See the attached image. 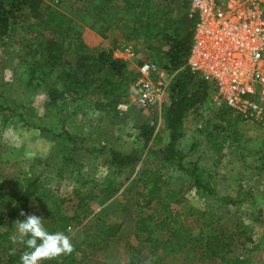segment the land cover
Here are the masks:
<instances>
[{
    "label": "rangeland",
    "instance_id": "374dc122",
    "mask_svg": "<svg viewBox=\"0 0 264 264\" xmlns=\"http://www.w3.org/2000/svg\"><path fill=\"white\" fill-rule=\"evenodd\" d=\"M39 1L61 14L70 16L79 30L98 36L95 31L100 24L94 26L92 19L74 11L72 6L78 5L75 0ZM157 1L173 19L185 16L188 8L186 0ZM37 21L29 18L31 23ZM10 36L12 38L0 43V81L7 85L12 84L13 90H16L22 85L23 81L20 80L25 76L15 53L20 49L21 55L29 59V56L25 55L26 51L21 52V47L34 46L38 39L37 36L29 38L15 23ZM45 37L52 39L49 34H45ZM90 37L92 36H85L83 42L92 48ZM108 37L118 39L120 46L132 47L135 58L127 65L129 70L137 73L139 77V67L145 63L152 64L156 70L148 76L149 81L167 86L171 76L157 64V48H162V42L153 43L152 51L146 42L125 41L122 34L116 31H110ZM102 47H109V40L102 39ZM70 49L75 50L74 47ZM67 54L68 59L74 57L68 52ZM132 84L126 88L124 96L120 99V104L126 105L127 108L125 111L116 108L118 117L113 123L100 111L93 110L90 96L80 97L78 108L74 109V104L62 109L66 115L70 114L65 126L69 134L84 140L77 142L78 149L92 146V135L98 125L102 127L100 138L104 140L99 141L98 146H116L122 152L138 147L135 128L141 123L155 124L156 131L163 138V145L167 143L168 133L164 128L162 113V108L168 103L167 93L162 96L160 104L142 110L129 98V88ZM8 90L9 93L12 92L11 89ZM45 97V89L42 87L29 101L25 100L26 108L41 116ZM58 112L51 113L40 124L53 130L56 125L59 126ZM2 119L3 115L0 113V183L40 176L44 198L38 196L31 199L28 210L31 214L43 218L45 227L50 224L49 216L55 203L59 204L61 212L68 217L73 215L81 202L98 212L101 208H98L93 197H97L99 191L104 189L105 181L113 180L121 186L118 193L103 206L106 212L100 215V220L111 232L114 231L105 245L99 243L97 250L92 247L95 235L92 224L94 227L96 225L88 218L68 227L71 229V232L67 229L69 236L77 241V264H222L216 258L204 257L206 241L212 235L220 233L229 235L228 257L239 258L243 264H264V121L258 123L243 120L227 108L216 106L210 96L198 111L186 116L184 138L179 147L185 152L189 151L187 161H197L199 167L209 174L211 187L217 195L212 199L192 187L181 172L173 167L161 165L156 159L145 157L136 167L123 170L117 175L114 170L107 169L105 153L92 156L78 150L68 156L60 146L61 143L50 134L26 129L16 118H11L5 125L2 124ZM215 137H220L218 142L227 137L220 153L211 147L210 140ZM146 168L160 174L170 189L179 192L177 201L170 204L172 214L179 215V227L170 226L169 229H164L161 226L162 210L154 203L145 206L141 194L146 192L142 185L135 183L132 186L138 179V174ZM239 186H242L244 191L250 190L252 199L237 206H224L221 199H235ZM258 210H261L262 224L250 218V215ZM209 214H212L213 218L212 227L208 230L201 224L207 223L206 216ZM10 226H14L17 232L16 226L8 221L0 231ZM140 226L142 239H137L136 229ZM200 238L202 243L197 241ZM247 238H250V241ZM152 239L157 242L153 244ZM54 261H43L42 264H52Z\"/></svg>",
    "mask_w": 264,
    "mask_h": 264
},
{
    "label": "trees",
    "instance_id": "16d2710c",
    "mask_svg": "<svg viewBox=\"0 0 264 264\" xmlns=\"http://www.w3.org/2000/svg\"><path fill=\"white\" fill-rule=\"evenodd\" d=\"M75 2L78 5L72 6L74 11L92 19L94 26L100 24V29H96L95 32L97 37L109 40V47L101 48V45H95L94 42L92 48L87 47L83 38L92 36L90 38L94 39L95 35L79 30L70 16L51 9L39 0H0V43L12 38L10 33L14 23L21 32H26L29 38L37 36L38 39L34 46L21 47V52L26 51L25 55H28L29 59L21 55L20 49L15 53L25 76L20 80L23 81L22 85L13 90L12 84L7 85L0 81L2 124L5 125L11 118H16L26 129L48 133L59 144L61 143L60 146L68 156L78 150L92 156L105 153L107 169L114 170L117 175L123 170L136 167L145 157L156 159L161 165L173 167L185 175L192 187L201 194L215 199L217 195L211 187L207 171L199 167L197 161H187L189 151L185 152L179 147L184 138L186 116L198 111L209 98L208 85L191 72L186 64L192 38V20L187 18L186 13L185 16L181 15L176 19L169 17V13L159 6L157 0H75ZM29 18L38 21L31 23ZM94 26L92 28H95ZM110 31L121 33L123 39L128 42H146L152 51L153 43L163 44L162 48H157L159 54L157 64L171 76L165 91L168 103L162 108L164 128L168 133V141L164 145L155 124L141 123L135 128L139 146L129 151H119L116 146H98L99 141H104L100 138L101 125L96 127L92 135V146L78 149L77 142L84 140L72 137L65 127L70 114L66 115L62 109L74 104H76L74 109L78 108L79 98L83 96L92 98L94 111H100L110 118L111 123L116 121L118 117L116 108L122 103L120 99L124 96L126 88L138 78L137 73L129 70L125 62L113 57V51L121 46L118 39L108 37ZM45 34L51 35L52 39L46 38ZM71 47L75 50L71 51ZM67 52L74 57L68 59ZM6 86L12 92L9 93L10 90L6 89ZM42 87L45 89L46 97L42 103L43 113L40 116L26 108L25 100L29 101ZM56 112L59 126L56 125L51 130L40 124L48 118L47 116ZM233 136L235 139V135ZM218 138L220 137L212 138L210 142L211 147L220 153L227 137H223L220 142L217 141ZM138 176L132 186L135 183L142 185L146 193L141 194V199L145 206L154 203L162 210L161 226L164 229H169L170 226L179 227V215L170 211V204L177 201L179 192L170 189L163 177L152 169H143ZM58 178L61 179L59 174ZM41 185L40 176L0 183V228L6 221L14 224L16 220H24L26 217L19 215L21 211L31 214L28 210L29 201L38 196L44 198ZM120 188L121 186L113 180L105 181L104 189L99 191L97 197H93L98 208H101L98 212L81 202L73 215L68 217L61 212L59 204L55 203L49 216L50 224L46 229L49 232L60 231L69 235L67 229L70 225L79 224L88 218L96 225L94 227L92 224V230L95 229L92 247L97 250L99 243L105 245L114 234V231L111 232L100 220V215L106 212L103 206ZM250 195V190L244 191L242 186H239L235 199L224 197L221 200L226 207L237 206L252 199ZM260 214L261 210H258L250 215L251 220L262 224ZM212 218V214L207 215V223L201 226L211 229ZM136 230V238L142 239L141 226ZM14 235H18L14 226L0 231V264H20V256L26 250V245L19 241L14 244L11 240ZM228 238L229 235L225 233L209 237L205 244L204 257L216 258L222 264H243L239 258L228 257ZM247 240L250 241V238ZM197 241L202 243V238ZM151 242L155 244L157 240L152 239ZM72 243L74 252L58 257L52 264H77V241L72 240Z\"/></svg>",
    "mask_w": 264,
    "mask_h": 264
},
{
    "label": "built area",
    "instance_id": "2783aa9c",
    "mask_svg": "<svg viewBox=\"0 0 264 264\" xmlns=\"http://www.w3.org/2000/svg\"><path fill=\"white\" fill-rule=\"evenodd\" d=\"M186 1V16L193 22L187 67L208 85L216 106L243 120L264 121V0ZM113 57L135 58L130 46L119 47ZM155 70L143 64L129 88L130 100L142 110L160 104L166 91L162 83L149 81Z\"/></svg>",
    "mask_w": 264,
    "mask_h": 264
},
{
    "label": "clouds",
    "instance_id": "9594fccd",
    "mask_svg": "<svg viewBox=\"0 0 264 264\" xmlns=\"http://www.w3.org/2000/svg\"><path fill=\"white\" fill-rule=\"evenodd\" d=\"M19 215L26 218L15 221L18 235L12 236L11 240L14 244L19 241L26 245V250L20 256V264H42L43 261L74 252L71 237L65 232H49L44 226L43 218L35 214L21 211ZM68 232H71L70 228Z\"/></svg>",
    "mask_w": 264,
    "mask_h": 264
},
{
    "label": "crops",
    "instance_id": "0c3cea01",
    "mask_svg": "<svg viewBox=\"0 0 264 264\" xmlns=\"http://www.w3.org/2000/svg\"><path fill=\"white\" fill-rule=\"evenodd\" d=\"M96 43L95 45H102V39H100L99 37H97L96 35H95V38L94 39H92V43ZM120 60V59H119ZM121 61H123V60H121ZM123 62H125L127 65H129L130 64V61H123ZM131 70V69H130Z\"/></svg>",
    "mask_w": 264,
    "mask_h": 264
}]
</instances>
